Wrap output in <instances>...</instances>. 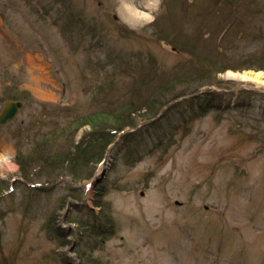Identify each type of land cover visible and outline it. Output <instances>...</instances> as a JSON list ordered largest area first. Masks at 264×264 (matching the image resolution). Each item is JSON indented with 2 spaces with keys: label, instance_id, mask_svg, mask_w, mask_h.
Returning a JSON list of instances; mask_svg holds the SVG:
<instances>
[{
  "label": "rangeland",
  "instance_id": "obj_1",
  "mask_svg": "<svg viewBox=\"0 0 264 264\" xmlns=\"http://www.w3.org/2000/svg\"><path fill=\"white\" fill-rule=\"evenodd\" d=\"M261 54L264 0H0V113L5 93L28 96L0 125V155L12 165L0 164L12 188L0 196V264H264V101L247 117L211 112L191 122L190 95L167 105L166 118L140 112L122 129L135 136L116 138L97 166L94 187L85 173L26 182L14 161L19 144L27 149L21 122L63 131L126 100L140 108L159 75L161 90L192 65L211 71L212 87L200 90L223 89L230 103L241 91L260 95L263 86L240 77L264 79ZM80 201L111 219L110 236L80 226ZM48 221L64 230L59 239Z\"/></svg>",
  "mask_w": 264,
  "mask_h": 264
},
{
  "label": "trees",
  "instance_id": "obj_2",
  "mask_svg": "<svg viewBox=\"0 0 264 264\" xmlns=\"http://www.w3.org/2000/svg\"><path fill=\"white\" fill-rule=\"evenodd\" d=\"M260 56L262 57H257L255 59L264 62V54ZM206 68L207 65H192V70L187 69V73L186 70L176 73L173 76L174 84H167L161 90L160 83L163 81V78L159 75L156 81L151 83L150 87H147V89L142 92V98L139 100V103L142 104L140 108L135 106L136 102L133 100H126L113 108L108 107L98 112L88 114L91 118L85 119L82 123L80 120L78 121V118L67 120L64 122L65 130L63 131L58 129L57 123L42 129H40V127H35V122L31 123L29 126H22L24 124L22 123L20 125L22 129L21 140L23 144H27V149L22 151V149H20L22 145L19 144L14 158L15 163L19 167L21 178L26 182L41 179L46 182H53L60 175L75 180L84 177L83 175L85 173V180L90 179L95 171V165L102 160L107 146L116 138L119 132L123 131V128L133 127L135 123H137L136 119L140 112H144V119L153 118L157 116L162 108L166 107L169 102L196 93L198 88L202 86H212L208 84L211 82L209 76H206L209 75L211 71H208ZM147 80L150 82V78H147ZM177 86H179L180 89L173 91ZM238 95L244 96V98H236L238 99L237 102L230 106L229 104L223 105L225 104L224 102L227 101V93L225 92L218 93L209 89L198 93L189 99L188 104L191 111L184 119L191 122L211 112L218 115H236L238 113L242 114L238 117L244 115L247 117L252 107L255 106V102L264 101V93L257 95L250 91H241ZM4 96L6 100H28L26 93H22L21 96L5 93ZM257 96L262 97L259 98L260 100H257ZM17 97L21 99H17ZM153 97L159 99L158 105L156 104L154 108L151 106L154 103L151 101ZM253 100H255V102H253ZM220 101L223 103H220ZM180 113L183 114V111ZM143 115H141V117ZM168 115L169 113L164 111L162 117L166 118ZM85 125H88L91 131L81 136L77 143L71 144L69 142L70 140H68L69 145L65 147L61 146L54 148L50 146L51 143L54 144L55 141L62 139L63 136L69 138H71L72 135L75 136L81 126ZM31 127L33 131L30 129ZM175 127L176 125H174L173 128ZM130 136H134V134H130ZM12 142H15V135L12 138ZM93 165L94 168L91 167L90 171H88V166ZM8 186L9 183L0 178V195L7 190ZM95 204L96 207L104 209V203H102L100 199L96 201ZM59 209H61V207H59ZM55 216L57 215L55 214ZM102 219L106 220L111 235L113 233L111 219L109 217H102Z\"/></svg>",
  "mask_w": 264,
  "mask_h": 264
},
{
  "label": "bare ground",
  "instance_id": "obj_3",
  "mask_svg": "<svg viewBox=\"0 0 264 264\" xmlns=\"http://www.w3.org/2000/svg\"><path fill=\"white\" fill-rule=\"evenodd\" d=\"M240 78L242 79V81H252L256 85L264 87V79H262L257 74H255L252 77H247L245 75V76H242ZM0 164L2 165L3 168H6V169L11 168V166H12L10 164V162L8 161V157H7L6 154H1L0 155ZM86 180H88V179H86ZM94 185H95V183L93 184L92 187H94ZM80 202L76 203V205H74V206H76L79 210L82 209L83 212L85 211V213L87 214L82 219L81 223H83V224H80V226L82 225L88 231H91L92 234H95V235L97 234V235H99L101 237H106L108 235V233H109V229H108L109 226L107 224H104V222L101 223L100 220H102V219L93 217L92 214H91L89 206L87 204L83 205L84 204L83 202H81V204H80ZM50 223L53 225V227L51 229L52 236H54L55 239H59V236L62 235V234H59V233H62L64 230H61L60 228H58V226L56 225V222L48 221L46 224H50ZM64 244L65 243H60V246L64 245ZM69 250L72 252L73 251V247L71 246V248ZM69 264H80V263L78 261H75V263H73V262L71 263V260H70Z\"/></svg>",
  "mask_w": 264,
  "mask_h": 264
},
{
  "label": "water",
  "instance_id": "obj_4",
  "mask_svg": "<svg viewBox=\"0 0 264 264\" xmlns=\"http://www.w3.org/2000/svg\"><path fill=\"white\" fill-rule=\"evenodd\" d=\"M21 105L22 104L20 102H11L7 104V107L2 111L0 115V124L12 119Z\"/></svg>",
  "mask_w": 264,
  "mask_h": 264
}]
</instances>
